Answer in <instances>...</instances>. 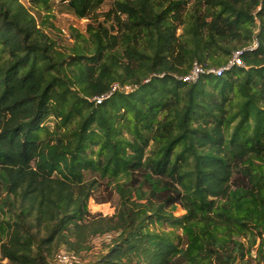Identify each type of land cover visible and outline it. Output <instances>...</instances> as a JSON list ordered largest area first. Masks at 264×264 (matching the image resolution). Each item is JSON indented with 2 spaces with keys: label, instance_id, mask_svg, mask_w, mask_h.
I'll return each mask as SVG.
<instances>
[{
  "label": "trees",
  "instance_id": "trees-1",
  "mask_svg": "<svg viewBox=\"0 0 264 264\" xmlns=\"http://www.w3.org/2000/svg\"><path fill=\"white\" fill-rule=\"evenodd\" d=\"M63 1L94 15L68 45L0 0V264L264 263V0ZM102 184L111 216L89 208Z\"/></svg>",
  "mask_w": 264,
  "mask_h": 264
},
{
  "label": "rangeland",
  "instance_id": "rangeland-1",
  "mask_svg": "<svg viewBox=\"0 0 264 264\" xmlns=\"http://www.w3.org/2000/svg\"><path fill=\"white\" fill-rule=\"evenodd\" d=\"M25 2L29 6L32 13L35 15L37 23L43 26L45 31L54 38H62L60 42L64 45L74 43L72 34H75L76 31L85 34L87 25L92 22V18H94L93 14L90 18L76 17L67 6V3L63 0H50V9H46L44 6L35 7L31 5L28 0H25ZM111 2L112 1H107L103 3L98 7L96 12L101 14L103 12H106L107 10H109ZM185 76H187V74H185ZM213 76V74H209L207 79L210 80L211 78H214ZM55 122L56 121L53 117L49 118L45 122V126L48 129L53 130ZM109 189L110 188L107 187L106 184H102L101 187L95 191L94 196L89 200V208L91 212L100 213L104 216H111L115 213L116 206L119 201V196L115 192L111 194ZM97 198H106L110 201L98 203L96 201ZM183 213L184 211L181 208L176 211V215H181ZM158 229H161V227L158 226ZM113 235V233H106L104 235L93 237L90 243L91 249L80 252V259L85 262L94 260L96 258V255H98L102 251L103 247L111 242ZM62 262L63 261H61L60 259L57 260L55 256L51 258L52 264H61Z\"/></svg>",
  "mask_w": 264,
  "mask_h": 264
},
{
  "label": "built area",
  "instance_id": "built-area-1",
  "mask_svg": "<svg viewBox=\"0 0 264 264\" xmlns=\"http://www.w3.org/2000/svg\"><path fill=\"white\" fill-rule=\"evenodd\" d=\"M258 46H259V43L257 40H255L246 49L253 51V50L257 49ZM246 49L235 50L233 52L231 59L229 60V62L225 66L208 68L204 64H201L199 62H195L193 64V68H192L191 72L188 73L187 76H179L178 78L184 80L185 82L192 83V82H196L200 78V76L203 74H214L215 76H222L226 70L232 68L233 66H244L242 55ZM130 88H131L130 86H126L123 88L118 83H116L112 87V92H110L108 94L106 93V94L99 96V97H95V99L98 103H101L103 100L109 98L114 91H116L118 89L119 90H129ZM58 259L63 261L62 262L63 264H67L71 261L79 262V259L76 256H74L73 254L72 255L67 254L65 252L60 253L57 257V260Z\"/></svg>",
  "mask_w": 264,
  "mask_h": 264
}]
</instances>
